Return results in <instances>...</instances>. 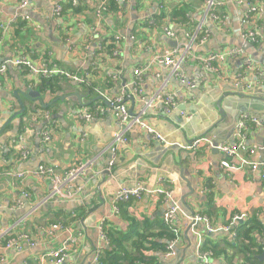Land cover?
<instances>
[{
	"label": "crops",
	"instance_id": "obj_1",
	"mask_svg": "<svg viewBox=\"0 0 264 264\" xmlns=\"http://www.w3.org/2000/svg\"><path fill=\"white\" fill-rule=\"evenodd\" d=\"M107 1L106 12L98 18L97 0H29L24 9L18 7L19 0H0L1 22L18 15L11 29H0V62L16 54L35 63L46 61L89 79L103 95L83 84L58 78L51 80L52 89H42L39 81L12 67L0 79V229L12 227L22 219L23 224H18L13 234L25 232L35 243L34 248L24 247L21 251L0 249V264H51L46 254L70 237L76 242L62 264H92L99 248L103 260L108 258V252L118 254L122 258L119 264H198V239L190 232L191 213L205 217L218 230L209 234L203 223L197 226L203 245L215 247L223 255L229 254L237 225L231 232L221 229L231 227L234 217L246 215L244 221L251 220L259 231L253 245L260 246L257 259L264 264V258H260L264 253V175L240 164L241 160L264 161V126L246 123V148L239 158L230 159L232 170L221 167L225 157L218 152L202 148L193 153L185 149L199 137L230 143L234 131L229 133V129L239 113L238 122L249 114L264 123V0H244L242 4L236 0H215L216 13L224 17V26L209 16L204 19L206 0ZM247 3L261 9L248 19L250 28L262 30L263 40L258 43L241 36ZM56 4L63 7L58 20L53 12ZM201 22L199 33L203 35L196 37L192 47L196 56L205 57L228 48L241 49L243 55L214 63L217 72L188 59L181 72L195 83V89H189L171 79L169 68L158 59L165 51L182 49L187 35L194 33ZM165 29L175 37L168 38ZM205 34L207 40H199ZM245 60L253 68L245 67ZM135 70H142L140 76L133 74ZM136 81L145 99H153L160 91L163 100L169 98L175 105L165 113L160 103L145 115L166 144L134 129L128 133V143L119 151L114 166L108 169L109 155H98L118 129L113 117L106 110L91 121H81L74 118V113L94 112L97 107L107 109V100L120 94H124L130 112H139L140 104L131 88ZM28 88L40 94L50 112L51 140L45 147L39 141L44 120L35 122L29 116L21 124L20 116L15 117L20 111L16 96L26 109L40 106L23 98ZM251 104L258 110L252 109ZM19 135H24L30 149L29 157L23 161L18 158L15 144ZM250 151L255 153L251 155ZM80 163L89 165L85 175L75 182L78 193L67 201H45L50 181L41 182L26 175L39 165L63 173ZM137 183L148 190H171L179 203L180 239L171 258L164 256L169 241L162 222L166 205L161 197L142 194L119 204L117 214L112 210L115 191ZM22 192L28 198L22 197ZM15 200L21 202L19 207ZM104 220L105 233L115 243L104 244L99 239L97 227ZM53 224L63 226L64 230L45 234ZM116 244L119 251L114 252ZM142 255L153 260L141 262ZM218 256L212 255L214 264H238L237 257L225 261L224 256Z\"/></svg>",
	"mask_w": 264,
	"mask_h": 264
},
{
	"label": "built area",
	"instance_id": "obj_2",
	"mask_svg": "<svg viewBox=\"0 0 264 264\" xmlns=\"http://www.w3.org/2000/svg\"><path fill=\"white\" fill-rule=\"evenodd\" d=\"M244 0H236L238 4H242ZM107 0H97L96 2V15L100 18V14L106 12L107 10ZM29 0H19L18 7L20 9H24L28 6ZM75 4V3H73ZM248 5V13L247 17L242 23L243 25V33L242 38L244 40H248L251 43H258L259 41L263 40V34L260 27H253L250 28L248 19L251 17V14L256 12L257 10L261 9L257 8L254 5L247 3ZM216 2L215 0H206L205 1V13L204 19L209 16L211 19L215 20L218 24L224 26V17L219 16L216 13ZM62 10L63 7L60 4H56L54 6L53 12L55 18L61 19L62 17ZM248 15H250L248 17ZM18 20V15L12 16L7 21H0V29L5 32L8 29H11L13 25L16 24ZM203 22L200 23L198 28L194 33L191 35H187V42L184 44L183 48H176L174 50L165 51L164 54L158 62L166 68L170 70V78L174 80H178L180 83L187 86L189 89H195V83L189 79H187L183 73L181 72V68L184 63L188 60L197 61L211 72H217V69L214 67V63L225 61L229 57L233 56H242L243 51L238 48H228L221 52L210 53L205 57H198L196 56L193 51L192 47L195 44L196 37L199 34V31L202 28ZM165 34L168 38L172 39L175 37L174 33L170 30L165 29ZM201 41L207 40L206 34L199 39ZM116 55V52H114ZM244 66L247 68H253L252 64L245 60ZM16 68L20 69L21 71L25 72L26 75L32 79L39 81L41 79L45 80H53L55 78L58 79H65L71 81L73 83L83 84L85 87L91 88L96 94L99 96H103L100 89L97 87H93L91 81L87 78H81L78 75L67 72L63 69H59L53 67L50 63L43 61L40 63L33 62L30 58H27L25 55L16 54L11 59H8L5 62H0V79L6 75L8 68ZM142 70H135L133 74L135 76H140ZM131 88L136 94L138 98V103L140 104V110L137 113H132L128 109L125 101H124V94H120L117 96L112 97L111 99L107 100V109L103 107H97L94 112L83 110L77 111L74 113V118L79 119L81 121H91L95 115L103 114L106 110L111 114L114 119L115 126L118 128L116 132L113 133L112 138L105 147L103 151L100 152L98 156H102L103 154L107 153L110 158L108 162V169H111L117 159V155L119 151L124 149L128 143V133L132 130L136 129L141 133H145L149 136V138L153 141L158 143L166 144L165 139L159 134L154 128H152L149 123L145 120V115L148 111H150L155 105L163 104L164 105V112L168 113L169 109H173L175 107L174 103L169 99L163 100L160 91L156 92L153 96V99H145L142 91L138 88V82H132ZM103 98V97H102ZM30 119L37 122V119L44 120L45 124L42 127V130L39 132V141L42 147H45L50 143L51 140V131L48 127L49 122V114L45 113L42 114L41 112L35 111L30 115ZM250 122L255 127H263L264 123L257 119L254 116H250L249 114H244L241 120L235 127L233 140L230 143H222L214 145L213 141L207 137H199L193 140L188 146L185 147L186 150L196 153L200 149L205 148L207 150H216L218 153L225 157V160L220 163L221 167L224 169L232 170L234 169L233 165L230 164V159L239 158V154L245 150V130H246V123ZM18 158L23 161L26 160L30 155V149L25 143L24 135H19L17 140L15 141ZM251 155L255 152L250 151ZM1 162H4L1 160ZM241 165H246L250 168L251 171H259L264 175V161H248V160H241ZM88 163L86 164H77L73 167H70L63 173H58L55 168L49 167L46 165H39L35 170H32L26 175H32L36 177L39 181L44 182L45 180L50 181L51 189L45 201L57 198L60 200H71L75 197L78 193L79 188L76 186L75 182L78 178L85 175L86 169L88 168ZM18 178L24 176L17 175ZM22 197L28 198V194L22 192ZM142 194H147L151 197H161L163 203L166 205V209L162 215V222L163 224L168 227L169 231L172 234L171 240L168 242V245L165 248V258H171L175 255V248L180 239V231L178 228L179 220L178 217L181 214V208L179 203L174 199L173 192L171 190H164V189H146L141 183H137L134 187H119L112 199V210L115 214L119 212V204L127 203L131 199H138ZM43 204V203H42ZM40 204V205H42ZM15 205L19 207L21 202L19 200H15ZM39 205V206H40ZM246 215H240L234 217L232 221L231 227H226L221 229L224 232H229L231 229L233 230V226L238 225L240 222L246 220ZM191 226L190 232L193 236L197 237V243L195 247V255L198 264H214L212 262V255L208 251L203 250V239L202 236L199 235L197 232V226L200 223H203L205 226L206 233H214L218 230H214L208 223L205 217L200 215H194L190 218ZM22 223V219L16 223V225L0 229V249L5 251H21L24 247L26 248H34L35 243L31 239L30 235L21 232L14 235V231L18 224ZM23 224V223H22ZM64 227L58 224H53L48 226L45 230V234L52 235L54 232L62 231ZM231 230V231H232ZM230 231V232H231ZM97 234L99 239L102 243L108 244L109 240L105 233V220L101 221L97 227ZM236 234L235 231L232 233V238L235 239ZM74 238H69L65 242H63L62 246L50 251L46 254L47 259L50 261L51 264H62L64 259L67 257L68 251L70 248L75 244ZM101 248L95 251V255L92 260V264H99L101 258Z\"/></svg>",
	"mask_w": 264,
	"mask_h": 264
},
{
	"label": "trees",
	"instance_id": "obj_3",
	"mask_svg": "<svg viewBox=\"0 0 264 264\" xmlns=\"http://www.w3.org/2000/svg\"><path fill=\"white\" fill-rule=\"evenodd\" d=\"M203 35V32L199 33L198 36L201 37ZM200 39V38H199ZM111 46H108V49H110ZM51 80H45L42 79L41 81L39 80V83H41L42 85V89H52L53 87L51 86ZM32 86V85H31ZM90 90H92L91 88H89ZM93 91V90H92ZM28 109V110H27ZM25 108L23 111V113H21L20 116V120H21V124L23 123L24 120H28L29 116L34 113L35 111L41 112L42 114L45 113H50L49 111H47L46 109H43L41 106H36L34 109H30V108ZM42 120L37 119V122H40ZM22 130V126L21 129L19 130V134L21 133ZM164 227V231L166 233V239L167 241H170L172 238V234L169 231L168 227H166L163 224ZM256 225L255 223H251V220L248 221H243L240 222L235 228V234H236V238L231 241V245L229 247L230 251L229 254L225 253L224 255L218 251L215 247H209L206 243L203 245V250L204 251H208L209 253H212V255H214L215 257H220V256H224V260L228 261L229 259L232 260L234 257L238 258V264H263L260 263L257 259L258 254H260V246L259 247H255L253 245L254 242V235L256 233L259 234V231L257 229H255ZM107 238L109 241V243H113L114 240L110 239V236L107 235ZM115 243V242H114ZM167 244H165L166 246ZM118 246V244H116V247ZM165 249V248H164ZM112 251L117 252L119 251V248L117 247V249H113ZM108 258H106V260H103L102 256L100 258L99 264H119V262L122 260V258L119 257L118 254H112V252H108L107 253ZM152 258H148L145 255L141 256V259H139V261L141 262H147V261H152Z\"/></svg>",
	"mask_w": 264,
	"mask_h": 264
},
{
	"label": "water",
	"instance_id": "obj_4",
	"mask_svg": "<svg viewBox=\"0 0 264 264\" xmlns=\"http://www.w3.org/2000/svg\"><path fill=\"white\" fill-rule=\"evenodd\" d=\"M248 43H249V42H246V44H248ZM15 95H17V94H15ZM22 96H23V98H24L26 101H28V102H30V103H32V104H36V103H38L43 109H45V108L47 107V106L44 104V101H43V99L41 98L40 94H39L38 92L32 91V90L29 89V88L26 90V92H25L24 94H22ZM236 96L245 97V98H250V99H256L255 97H254V98H253V97H247L246 95H240V94H237ZM16 99L18 100L19 107H20V111H19L18 113H16V115H15V117H18L21 113H23L25 107H24V105L22 104V102H21L19 96H16ZM220 102H221V101H220ZM36 106H37V105H34L33 107L35 108ZM250 106H251L252 109H254V110H258V108L256 107V105L251 104ZM218 107H220V103L218 104ZM34 108H33V109H34ZM239 114H240V113H239ZM239 114H238V116L235 118L234 126L231 127V128L229 129V131H230L229 133H232V132L234 131V128H235V126L237 125L238 120H239ZM48 121H49V119H48ZM45 122H46V121H45ZM213 143H214V145L220 144V143H218V141H213ZM212 152H217V151H216V150H212ZM109 158H110V156H109ZM185 206H186V205H185ZM191 215L194 216L192 213H191ZM260 258H261V259L264 258V253L262 254V256H261Z\"/></svg>",
	"mask_w": 264,
	"mask_h": 264
}]
</instances>
